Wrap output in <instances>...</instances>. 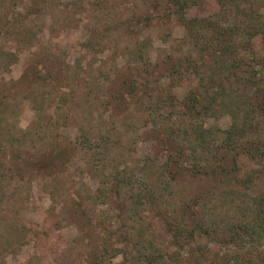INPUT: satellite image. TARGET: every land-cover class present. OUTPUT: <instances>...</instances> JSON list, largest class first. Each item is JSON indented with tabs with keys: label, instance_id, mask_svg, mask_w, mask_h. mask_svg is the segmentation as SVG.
<instances>
[{
	"label": "rangeland",
	"instance_id": "374dc122",
	"mask_svg": "<svg viewBox=\"0 0 264 264\" xmlns=\"http://www.w3.org/2000/svg\"><path fill=\"white\" fill-rule=\"evenodd\" d=\"M161 4L0 0V264H217L234 252L240 261L227 264H252L264 257V241L230 236V228L254 215L245 212L246 202L240 209L229 198L220 200L211 180L180 175L165 202L154 205L166 209L162 218L155 209L135 216L128 196L111 192L99 198L113 185L105 175L108 168L91 169L89 154L75 147L79 137H98L113 127L109 139L117 144L109 150L107 167L114 163L112 169L137 176L135 170L154 154L153 122H146L139 104L124 92L120 101L107 98L120 81L131 84L125 75L132 74L128 65L135 63V48L154 62L172 52H191L184 29L165 16ZM218 11L216 0H202L187 14ZM159 83L160 90L178 99L188 85L165 76ZM126 123L130 132H124ZM229 124L223 116L205 126L225 129ZM239 161L237 177L256 169L243 156ZM227 184L222 188L236 186ZM250 185L254 193L249 196L264 191L262 179L255 177ZM192 195L202 197L199 204L208 209L205 219L217 236L198 237L181 248L160 219L175 226L180 200Z\"/></svg>",
	"mask_w": 264,
	"mask_h": 264
},
{
	"label": "trees",
	"instance_id": "16d2710c",
	"mask_svg": "<svg viewBox=\"0 0 264 264\" xmlns=\"http://www.w3.org/2000/svg\"><path fill=\"white\" fill-rule=\"evenodd\" d=\"M161 1L165 16L184 29L191 52H172L154 62L145 57L144 50L135 48L132 52L135 63L128 65L132 74L125 75L130 76L131 84L128 80L120 81L117 90L107 98L108 102L112 98L120 101L125 93L139 104L146 122H153L150 123L153 135L150 140L154 154L135 170L138 176L112 169L114 163L107 167L109 150H113L115 143L109 139L115 130L112 126L101 136L79 137L75 147L89 154L87 165L91 169L108 168L105 175L113 185L103 188L99 198H107L111 192L117 198L128 196L135 216L139 210L155 209L162 218L166 209L163 213L154 205L164 203L172 182L187 174L211 180L218 188L220 200L229 198L239 204L240 209L241 203L246 202L245 212L255 216L247 223L242 220L241 224L233 223L235 227L230 228V236L245 238L248 243L264 241V191L255 196L247 195L249 191L254 193L253 185L249 187L253 178L264 180V0H216L219 11L204 17L187 14L191 8L200 6L202 0ZM163 76L170 78V82H188L182 98L158 88ZM223 116L229 117L227 128L205 126L207 120ZM129 126L125 124L124 132ZM242 156L256 169L240 178L234 171ZM230 181L236 186L223 189ZM201 198L192 195L180 200L175 226L160 219L173 230V240L177 246L183 245L181 248L198 237L214 240L217 236L205 219L208 209L199 204ZM240 259L234 252L217 264ZM252 261V264H264V257Z\"/></svg>",
	"mask_w": 264,
	"mask_h": 264
}]
</instances>
